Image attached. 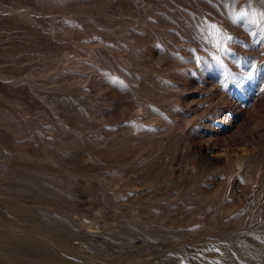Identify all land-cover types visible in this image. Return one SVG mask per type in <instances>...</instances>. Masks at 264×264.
Returning a JSON list of instances; mask_svg holds the SVG:
<instances>
[{
	"label": "rangeland",
	"instance_id": "rangeland-1",
	"mask_svg": "<svg viewBox=\"0 0 264 264\" xmlns=\"http://www.w3.org/2000/svg\"><path fill=\"white\" fill-rule=\"evenodd\" d=\"M248 3L0 0V264H264Z\"/></svg>",
	"mask_w": 264,
	"mask_h": 264
},
{
	"label": "snow or ice",
	"instance_id": "snow-or-ice-1",
	"mask_svg": "<svg viewBox=\"0 0 264 264\" xmlns=\"http://www.w3.org/2000/svg\"><path fill=\"white\" fill-rule=\"evenodd\" d=\"M261 3L264 4V0H261ZM245 7H251V0H249L248 5ZM231 19L237 24L243 22L245 27L249 25L257 26L259 28V32H253L251 35L253 37H257L259 35L260 37L264 38V8L260 9L259 11L253 10L251 12L248 10H240L238 14L231 17ZM209 27L210 30L213 31L214 48L216 50L211 59L215 62L216 66L223 69L225 80H227L229 76L235 79L236 74L228 71L224 64V59L222 58L231 54V48L229 45L230 42H232L235 38L229 34H225L224 30L220 28L219 25L212 24ZM200 59V57H196L197 62H200ZM236 63H239V61L237 60ZM256 70L257 69L253 67L252 71ZM241 75L251 76L252 72H242Z\"/></svg>",
	"mask_w": 264,
	"mask_h": 264
}]
</instances>
